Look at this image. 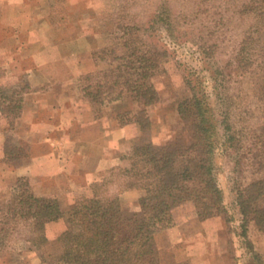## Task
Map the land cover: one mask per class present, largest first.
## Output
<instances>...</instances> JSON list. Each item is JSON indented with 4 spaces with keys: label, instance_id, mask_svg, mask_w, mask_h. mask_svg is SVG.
<instances>
[{
    "label": "rangeland",
    "instance_id": "374dc122",
    "mask_svg": "<svg viewBox=\"0 0 264 264\" xmlns=\"http://www.w3.org/2000/svg\"><path fill=\"white\" fill-rule=\"evenodd\" d=\"M49 1L54 6L62 5L63 15L73 14L74 20L76 16L84 15L86 22L83 28L101 24L99 33L102 32V38L98 39L100 50L97 49L94 54V59L98 62V65H94L97 70L79 88H84L85 96L94 100L97 109H100L98 111L106 118L110 116L111 125L116 110V125L124 128L122 133L118 131L120 128L117 129V147L113 157L102 164L105 169L103 177L93 184L86 182L84 176L88 177L87 175L83 176L82 181L76 180L79 185L84 183V188L75 191L73 198L66 196L67 191H61V196L64 194L63 205L67 210L73 201L83 205L92 198L109 200L118 197L124 211H140V197L145 193L141 186L146 182L141 176H145L147 169L141 164H135L139 159L135 148L151 144L162 146L179 135L187 134L179 116L178 104L190 96V90L184 79L183 68L176 59L171 58L153 76L159 100L148 106L145 114L126 86L130 78L128 63L135 60L129 57L131 47L145 51L151 47L150 43L157 42L143 28L157 10L160 0ZM172 1L177 10H184L183 0ZM23 2L28 3V0H3V4L9 9L8 16L11 17L16 10L22 13L25 6ZM229 2L230 0H201L196 9L192 7L198 12L190 14L193 22H189L193 25L189 26L190 31L194 32L191 36L201 32L209 36L212 34L217 42V47L213 46L217 60L219 65L225 67L229 58L234 57L240 48V43L253 22L251 17L241 18L234 8L235 4L228 6ZM37 3L41 4L39 1ZM221 19L224 22L219 23ZM12 34V28H5L0 32V38H8ZM10 40L13 41L12 38ZM20 40L26 42L24 36ZM189 46L192 45L178 49L180 56H190L195 48ZM250 49L253 53V48ZM254 57L258 60L257 55ZM261 60L262 58L256 63L254 71L243 77L237 74H233L231 78L227 76L229 89L225 90V104L222 106L219 101H215L217 119L221 121L224 116L228 117L225 126L230 127L228 133L232 136L227 143L224 136L226 130L220 126V142L215 149L217 179L224 191L226 212L203 220L198 216L194 202L187 201L176 206L171 215L162 221H154L155 241L163 264H178L179 253L186 246L191 255V260L186 261L189 264H264V232L255 222L249 225L248 239L262 258V261H254L250 252L252 248H247L240 236L242 215L237 204L240 189L251 182L264 179V101L261 97L264 70L258 66ZM226 72L225 69L224 73ZM2 77L4 75L0 76ZM7 95L11 94L7 92ZM223 112H228V115H223ZM146 117L149 118L150 125ZM142 121L146 122L147 127L142 126ZM0 125L2 126V121ZM16 145L15 134L9 133L2 159L6 164L0 165L2 208L11 201L12 192L17 190L15 184L19 176L13 168L18 167L16 163L23 161L24 154L16 149ZM33 190L37 188L34 186ZM36 193L39 194L40 191ZM48 193L59 196V191L54 189ZM261 203L264 206V197ZM1 217L2 212L0 219ZM68 217L69 215L54 222L49 228L46 225L47 241L42 244L40 233L35 231L31 220L11 222V230L5 234L0 233V264H56L62 252L59 237L69 227Z\"/></svg>",
    "mask_w": 264,
    "mask_h": 264
},
{
    "label": "trees",
    "instance_id": "16d2710c",
    "mask_svg": "<svg viewBox=\"0 0 264 264\" xmlns=\"http://www.w3.org/2000/svg\"><path fill=\"white\" fill-rule=\"evenodd\" d=\"M200 1L183 0L184 10L180 11L172 0H160L143 28L157 42L150 43L151 47L145 51L137 47H131L129 51V57L135 60L128 63L130 78L126 86L134 101L141 105L143 114L148 106L159 100L152 78L161 66L174 58L183 68L190 96L179 102L178 112L187 134L162 146L151 144L135 148L139 158L135 164L147 169L145 176H141L147 183L141 186L145 193L140 197V211H124L118 197L109 200L92 198L75 206L68 217V229L59 237L62 252L56 264H163L155 241L154 221H162L176 206L187 201L194 202L197 214L203 220L226 212L224 191L217 179L215 149L220 142V126L226 130L227 143L232 136L228 133L230 127L225 126L228 117L224 116L221 121L217 119L215 103L225 104L229 76L243 77L254 71L260 58L258 66L264 70V0H230L228 3V6L235 4L241 18L251 17L253 22L226 67L219 65L213 47H217V42L211 33L210 36L205 32L191 36L194 32L189 29L193 26L189 23L193 22L190 14L196 11ZM222 22L224 19L219 23ZM190 44L195 50L190 56H180L178 49ZM261 83L264 101V81ZM0 97V110L4 114L15 112L17 116L18 111L20 113V102L19 105L14 102L7 92H0ZM224 114L228 115V112ZM145 119L150 125L149 118ZM141 124L147 127L145 121ZM23 181L20 180L24 190L5 208L0 207V233L11 230L9 224L13 221L31 220L35 231L40 233L42 244L47 241L46 225L64 214L57 199L35 196L26 189ZM263 197L264 179L251 182L238 193L237 204L242 215L240 236L246 247L252 248L254 261H262V258L248 239V230L255 222L264 232Z\"/></svg>",
    "mask_w": 264,
    "mask_h": 264
},
{
    "label": "crops",
    "instance_id": "0c3cea01",
    "mask_svg": "<svg viewBox=\"0 0 264 264\" xmlns=\"http://www.w3.org/2000/svg\"><path fill=\"white\" fill-rule=\"evenodd\" d=\"M38 1L23 2V12L16 10L9 17L8 6L0 0V30H13L11 37L0 38V76L4 75L0 92L10 93L13 101L21 104L17 116L0 110V165L6 164L3 151L7 135L13 133L16 149L24 157L13 168L19 177L12 198L24 190L23 179L35 196L57 199L64 216L48 223L49 228L78 205L71 202L67 211L60 192L67 191L66 196L73 198L75 191L84 188V183L76 182L84 175L88 184L97 183L104 175L103 162L115 153V136L124 128L116 125V110L111 125L110 116L98 111L94 100L79 88L97 70L94 54L100 50L101 24L83 28L84 15L74 20L73 14L63 15L62 5ZM52 189L59 191V196L49 194ZM179 254L178 264L191 260L188 246Z\"/></svg>",
    "mask_w": 264,
    "mask_h": 264
}]
</instances>
